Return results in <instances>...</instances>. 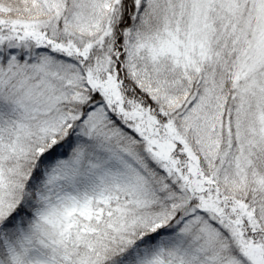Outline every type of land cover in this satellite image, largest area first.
I'll return each mask as SVG.
<instances>
[{
  "label": "snow or ice",
  "instance_id": "1",
  "mask_svg": "<svg viewBox=\"0 0 264 264\" xmlns=\"http://www.w3.org/2000/svg\"><path fill=\"white\" fill-rule=\"evenodd\" d=\"M0 264H264V0H0Z\"/></svg>",
  "mask_w": 264,
  "mask_h": 264
}]
</instances>
